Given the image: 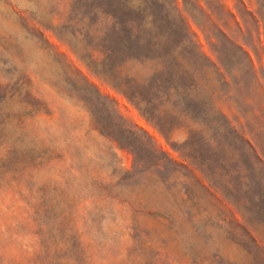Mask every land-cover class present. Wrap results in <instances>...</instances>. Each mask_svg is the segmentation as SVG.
<instances>
[{
    "label": "rangeland",
    "instance_id": "1",
    "mask_svg": "<svg viewBox=\"0 0 264 264\" xmlns=\"http://www.w3.org/2000/svg\"><path fill=\"white\" fill-rule=\"evenodd\" d=\"M144 2L0 0V264H264V0Z\"/></svg>",
    "mask_w": 264,
    "mask_h": 264
},
{
    "label": "trees",
    "instance_id": "2",
    "mask_svg": "<svg viewBox=\"0 0 264 264\" xmlns=\"http://www.w3.org/2000/svg\"><path fill=\"white\" fill-rule=\"evenodd\" d=\"M144 1L145 0H141L140 2H135L134 0H112L113 3H109V4L108 3H105L104 4L105 5L104 6V9H106V10H104L105 19L106 20H109L110 23H113V28H118V26H117V24H118L117 23L118 18L115 16V12H113L114 10H113V8H112L111 5H113V4L119 5L120 4L121 6H123L126 9L133 10V11H136V12H141V13L143 12L144 13L147 10V5H146L147 2H144ZM174 2H177V0H174ZM175 4H177V3H175ZM177 6H178V4H177ZM149 16L153 19V21H155L154 19L156 17L153 16V14H150ZM146 17H148V16H145V21H143V23L140 24V27L142 29L143 28H149L152 33L158 31V27L153 24V21L152 22H146L147 21L146 20ZM180 17H179L180 18V21H174V24L175 23L176 24H179V25L186 24V19L182 16V14H181ZM154 23L156 24V21ZM153 26H154V28H153ZM155 35L158 36L157 38H160V39L165 38V36H162V35L160 36L157 33H155ZM144 41L145 40L142 39V42H144ZM124 43L125 44H124L123 48H126V49L128 48V50H129V49H131V47H133V43L130 42L128 39H127V41H124ZM188 44H195V46H197V50H198V45L195 42H193V40L190 38V35H186V36L182 35V38L179 39V42H177V44H175V47L173 48V51L171 53V56L176 55L175 57H173V63L175 65H178L179 68L182 69L181 72L183 74H186V72H187L186 71V68H185V66L187 65V61H186L187 59L184 58V57H182L180 54H178V51H180L183 47L188 46ZM152 46L155 47V48H159V43L158 42H155ZM161 58L162 57H155V58H153V57H150V56H132V54H130L129 56H127L124 59V62L122 63V66H124L125 64H128V63H136L137 65L139 63L140 65L143 66L144 64L149 63V61L155 62V61L161 60ZM249 60L252 62V60L250 59V57H249ZM157 67L158 68L153 71V74H155L154 78L159 79L161 76H163V74H165V72L169 69V67L167 66V63L166 62H163V61L160 62V63H158V66ZM123 76H124V78H126L127 80H130L131 82H133L136 85H141L142 84V81L143 82L145 81V79H142V78H140L137 75L132 76L131 74H123ZM161 81L162 80L160 78V83H161ZM148 83H149V79L145 83H143V84L147 85ZM194 83H195L196 86H199V81H198V78L197 77L194 79ZM182 89L184 90V92H191L192 91V88L189 87V86H178V88H175L173 86H170L169 87V92H173L174 90L180 92V91H182ZM120 92L122 94H124V95L127 96L126 92L124 90H122L121 88H120ZM137 99H139V98H137V96L136 97L133 96V97L130 98V101L134 102L136 104V106H138V108L139 107L141 108V105L143 104V102L141 101V102H139L137 104V102H136Z\"/></svg>",
    "mask_w": 264,
    "mask_h": 264
}]
</instances>
